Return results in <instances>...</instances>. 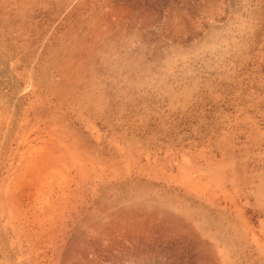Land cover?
<instances>
[{"label": "rangeland", "instance_id": "obj_1", "mask_svg": "<svg viewBox=\"0 0 264 264\" xmlns=\"http://www.w3.org/2000/svg\"><path fill=\"white\" fill-rule=\"evenodd\" d=\"M0 264H264V0H0Z\"/></svg>", "mask_w": 264, "mask_h": 264}]
</instances>
